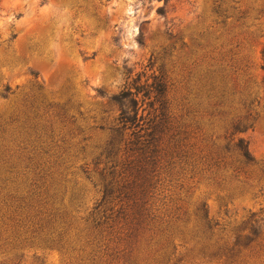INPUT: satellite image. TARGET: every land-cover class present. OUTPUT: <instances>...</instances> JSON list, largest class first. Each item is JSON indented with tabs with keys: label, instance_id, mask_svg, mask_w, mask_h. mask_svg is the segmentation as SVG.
<instances>
[{
	"label": "rangeland",
	"instance_id": "rangeland-1",
	"mask_svg": "<svg viewBox=\"0 0 264 264\" xmlns=\"http://www.w3.org/2000/svg\"><path fill=\"white\" fill-rule=\"evenodd\" d=\"M263 49L264 0H0V121L13 110L22 112L30 102L34 117L41 118L35 122H46L54 141L63 138V186L75 194L82 216L100 198L90 163L110 138L117 116L111 98L131 79L139 76L140 83L151 82L152 76L161 75L168 86L169 112L202 127L191 142L211 151L224 152L227 146L226 155L233 161L237 157L233 142L224 137L230 136L229 123L244 114L242 103L248 99L253 102L252 115H257L251 128L234 135L235 140L246 141L256 163L247 169L251 173L247 185L234 192L228 178L219 187L202 173L192 178L188 173L171 176L160 193V198H167L160 214L177 204L189 212L205 205L209 219L228 236L252 214L262 227ZM212 71L220 74L216 84L227 115L209 127L203 117V86ZM3 86L14 94L2 98ZM147 102L139 114L142 109L147 112ZM60 109L65 112L62 123L53 117ZM84 163L89 179L78 171ZM23 179L18 177L16 184ZM173 248L170 264H215L178 236ZM14 257L20 258L19 264H76L38 247L0 251V264H10ZM248 264H264V258Z\"/></svg>",
	"mask_w": 264,
	"mask_h": 264
},
{
	"label": "trees",
	"instance_id": "trees-1",
	"mask_svg": "<svg viewBox=\"0 0 264 264\" xmlns=\"http://www.w3.org/2000/svg\"><path fill=\"white\" fill-rule=\"evenodd\" d=\"M261 57L264 71V49ZM220 81L219 72L212 71L203 86V117L209 127L227 115L221 110L224 105L216 84ZM167 91L161 75L142 83L137 76L111 98L117 116L109 129L110 138L90 163L99 180L100 198L82 216L75 194L63 186V138L54 141L51 127L35 122L41 118L34 117L30 102L22 112L13 110L0 121V251L38 247L61 253L76 264H170L173 240L178 236L215 264H248L264 258V226H258L255 214L229 236L209 219L205 205L189 212L177 204L160 214L167 200L160 193L171 176L188 173L192 178L202 173L219 187L228 178L230 191L243 190L251 179L247 169L256 163L246 141L235 140L234 135L252 127L257 115L251 113L253 102L243 100L244 114L228 125L230 136L224 138L233 142L237 155L233 161L226 155L230 153L227 146L220 152L200 149L191 142L202 127L169 112ZM13 94L3 86L2 98ZM145 100L148 110L139 114ZM64 115L60 109L53 117L62 123ZM83 149H78L79 154ZM78 171L89 179L88 164ZM18 177L24 178L20 184H16ZM19 259L7 263L19 264Z\"/></svg>",
	"mask_w": 264,
	"mask_h": 264
}]
</instances>
